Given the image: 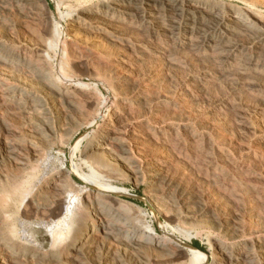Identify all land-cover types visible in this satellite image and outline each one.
I'll list each match as a JSON object with an SVG mask.
<instances>
[{
    "label": "bare ground",
    "instance_id": "6f19581e",
    "mask_svg": "<svg viewBox=\"0 0 264 264\" xmlns=\"http://www.w3.org/2000/svg\"><path fill=\"white\" fill-rule=\"evenodd\" d=\"M49 1L0 0V264H264V0Z\"/></svg>",
    "mask_w": 264,
    "mask_h": 264
},
{
    "label": "rangeland",
    "instance_id": "374dc122",
    "mask_svg": "<svg viewBox=\"0 0 264 264\" xmlns=\"http://www.w3.org/2000/svg\"><path fill=\"white\" fill-rule=\"evenodd\" d=\"M56 1L57 0H54L53 2H50V1L48 2L49 17L58 19L57 15H56V9H55L56 8ZM221 1L226 2L227 0H221ZM234 3L238 4L239 6H242L241 3H238V2L237 3L234 2ZM260 8H262V10H264V7H260ZM41 13H43V9H41ZM104 95H105V97H107L108 95H110V93L106 94L104 92ZM86 132L87 131L85 129H82L80 131V133H78L72 139V141L69 143V145L64 146L60 149H57V150L54 149L51 151L52 154L50 153V156L52 157L51 158L52 164L54 163L53 167H55V166H56L55 168H57V167L58 168H64L65 167V168L69 169L71 167L72 163L75 165H79L81 152H82L84 146L86 145L88 135L82 140L80 138L83 137V135ZM79 140H81V141L79 142L78 147L76 149H73V147L75 146V144ZM55 163H56V165H55ZM73 179L78 184H80V181L76 177L73 176ZM119 186L126 189L127 192H129V194L131 195V198L129 200L132 201L135 205H137V207H138V211H137L138 218L140 217V219L144 223L146 222L145 224H148V226H151V228L157 233L158 236H166V235L171 234L177 238L181 237V239L182 238L184 239L185 236L182 237L183 233H181V231H183V230L181 229L180 225L176 221L168 220V219H165L163 217H160L158 219H156L154 217L151 209L145 203L146 193H145V188L143 185L136 187L133 184H131L130 182H128L127 180H125ZM32 229L34 230L33 231V237L35 239H37L36 240L37 243L38 244L40 243V245H42V246H46V247H43L44 249L48 248L50 246L49 244L51 243V240H50V235H49L47 228L44 226H41V225H39V226L33 225ZM202 234H200L201 236L200 235L195 236L194 234H191L190 237H192V239H194V240L191 239L192 243H193V245L195 243V245H194L195 247L201 249V251L207 253V255L210 256V251H209L208 243H207V235L206 234L202 235Z\"/></svg>",
    "mask_w": 264,
    "mask_h": 264
}]
</instances>
